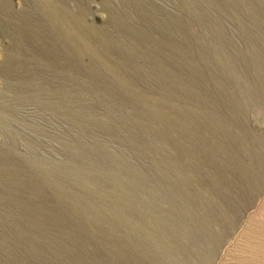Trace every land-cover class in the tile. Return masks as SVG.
I'll use <instances>...</instances> for the list:
<instances>
[{
    "label": "rangeland",
    "instance_id": "1",
    "mask_svg": "<svg viewBox=\"0 0 264 264\" xmlns=\"http://www.w3.org/2000/svg\"><path fill=\"white\" fill-rule=\"evenodd\" d=\"M263 160L264 0H0V264H264Z\"/></svg>",
    "mask_w": 264,
    "mask_h": 264
},
{
    "label": "bare ground",
    "instance_id": "2",
    "mask_svg": "<svg viewBox=\"0 0 264 264\" xmlns=\"http://www.w3.org/2000/svg\"><path fill=\"white\" fill-rule=\"evenodd\" d=\"M48 5L50 6V4H48V3H46V2L43 3V6H44L45 8L48 7ZM50 8H51V7H50ZM41 9H42V8H41ZM51 10H52V9H51ZM49 15H50V14H49ZM67 39H68V38H67ZM70 42H71V41H70ZM84 47H85V46H84ZM86 49H87V48H86ZM257 145H258V144H257ZM256 149H257V148H256ZM262 149H263V148H261V150H262ZM262 153H263V152H262ZM259 158H260V157H259ZM261 158H262V157H261ZM249 159H250V158H249ZM250 160H251V159H250ZM259 160H260V159H259ZM263 161H264V160H263ZM263 161H262V162H263ZM258 164H259V166H260V167L257 166V168H259V170H258V173H259V172H261V171H260V169H261V165H260V163H258ZM254 167H256V166H254ZM250 171H251V170H250ZM246 172H247V170H246ZM256 174H257V172H256ZM247 175H248V174H247ZM249 175H250V173H249ZM254 175H255V174H254ZM259 175H260V174H259ZM259 175L257 174V175L255 176L256 178L253 177V178H255L256 183H258L257 178H258ZM249 177H250V176H249ZM260 178H261V175H260ZM248 180H249V179H248ZM261 180H262V178H261ZM263 181H264V176H263V180H262L261 182H263ZM259 182H260V181H259ZM259 184H260V183H259ZM262 184H264V183H262ZM262 184H261V185H262ZM257 185H258V184H257ZM259 187H260V186H259ZM259 187H257V188L259 189ZM263 187H264V186H263ZM257 188H256V190H257ZM259 191H260V190H259ZM255 192H257V191H255ZM257 194H258V193H257ZM260 194H261V193H260ZM261 202H262V201H261ZM263 205H264V204H263ZM247 207H248V206H247ZM262 207H263V206H262ZM246 209H247V208H246ZM261 210H262V209H261ZM260 213H261V212H260ZM262 214H263V211H262ZM249 217H250V216H248V219H249ZM247 223H248V222H247ZM253 223H254V221H253ZM256 224H257V223H256ZM256 224H255V225H256ZM248 225H249V224H248ZM248 225H247V227H248ZM251 225H252V227H254L253 224H251ZM260 225H262V224L260 223ZM263 226H264V225H263ZM247 227H246V228H247ZM250 227H251V226H250ZM260 227H261V226H260ZM261 228H263V227H261ZM247 229H248V228H247ZM250 229H251V228H250ZM250 229H249V230H250ZM245 230H246V229H245ZM251 230H252V229H251ZM253 231H254V230H253ZM262 231H263V230H262ZM247 232H248V231H247ZM254 232H255V231H254ZM250 233H251V231H250ZM252 233H253V232H252ZM252 233H251V234H252ZM259 233H260V232H259ZM261 233H262V232H261ZM246 234H247V233H246ZM253 236H254V234H253ZM254 237H255V236H254ZM256 237H257V236H256ZM261 238H262V237H261ZM253 241H254V240H253ZM258 241H259V240H258ZM258 241H257V243H258ZM263 241H264V238H263ZM261 242H262V241H261ZM257 243H256V244H257ZM259 244H260V243H259ZM261 244H262V243H261ZM263 245H264V244H263ZM256 246H257V245H256ZM258 247H259V245H258ZM259 248H264V247L261 246V247H259ZM260 250H261V249H260ZM263 250H264V249H263ZM257 251H258V250H257ZM255 252H256V251H255ZM258 252H259V251H258ZM258 252H256V253H258ZM261 252H262V251H261ZM261 252H259L258 254L260 255ZM262 256H264V255L262 254ZM259 257H261V256H259Z\"/></svg>",
    "mask_w": 264,
    "mask_h": 264
}]
</instances>
